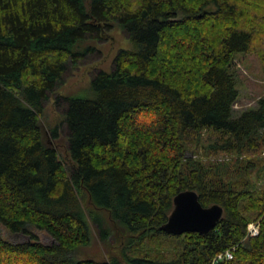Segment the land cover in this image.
<instances>
[{"label":"trees","instance_id":"1","mask_svg":"<svg viewBox=\"0 0 264 264\" xmlns=\"http://www.w3.org/2000/svg\"><path fill=\"white\" fill-rule=\"evenodd\" d=\"M115 24L129 46L44 123L82 42ZM238 54L264 71V0H0V264H264V95L235 111ZM185 189L223 207L207 234L160 229ZM92 232L105 257L75 258Z\"/></svg>","mask_w":264,"mask_h":264},{"label":"rangeland","instance_id":"2","mask_svg":"<svg viewBox=\"0 0 264 264\" xmlns=\"http://www.w3.org/2000/svg\"><path fill=\"white\" fill-rule=\"evenodd\" d=\"M88 45L93 46L94 49L85 53L75 63H68L61 82L55 86L54 91L49 93L48 98L44 101V116L42 118L44 123L54 124L59 122L66 106L62 96L87 86L93 71L99 68L110 69L118 49L127 48L129 41L126 32L115 24L111 30L103 32L98 39H85L81 44V46ZM232 67L236 73L239 93L234 104L235 111L255 106L257 99L264 95V71L258 58L252 54H238ZM59 134L62 140L68 134L64 123L59 124ZM259 156H264V148ZM230 158H235V156H213V159L220 161L229 160ZM32 231L41 241L50 242L51 239L43 230L32 228ZM2 234L10 241H19L26 238L19 234H11L5 228H2ZM106 251V247L97 240L92 232L90 243L79 247L72 254L77 259L94 258L99 260L105 257Z\"/></svg>","mask_w":264,"mask_h":264},{"label":"water","instance_id":"3","mask_svg":"<svg viewBox=\"0 0 264 264\" xmlns=\"http://www.w3.org/2000/svg\"><path fill=\"white\" fill-rule=\"evenodd\" d=\"M223 214V207L217 203L204 206L195 190L185 189L176 193L172 200V209L160 229L168 234L180 235L186 232L207 234L212 230ZM49 236V235H47ZM29 238L28 236H25ZM49 244L53 242V238ZM44 244H48L44 242Z\"/></svg>","mask_w":264,"mask_h":264},{"label":"built area","instance_id":"4","mask_svg":"<svg viewBox=\"0 0 264 264\" xmlns=\"http://www.w3.org/2000/svg\"><path fill=\"white\" fill-rule=\"evenodd\" d=\"M259 231H260V221L258 220V221L250 222L247 226L244 238L255 236L259 233ZM232 256H233L232 250L231 249H225V250L219 252L214 257L213 263H215L218 260L230 259V258H232Z\"/></svg>","mask_w":264,"mask_h":264}]
</instances>
